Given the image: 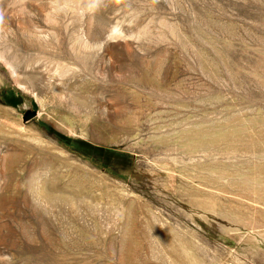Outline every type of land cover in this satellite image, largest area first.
Wrapping results in <instances>:
<instances>
[{
    "label": "rangeland",
    "instance_id": "374dc122",
    "mask_svg": "<svg viewBox=\"0 0 264 264\" xmlns=\"http://www.w3.org/2000/svg\"><path fill=\"white\" fill-rule=\"evenodd\" d=\"M0 264H264V0H0Z\"/></svg>",
    "mask_w": 264,
    "mask_h": 264
}]
</instances>
